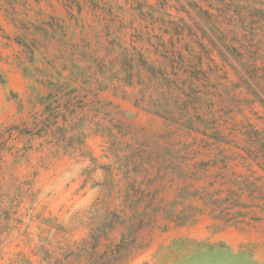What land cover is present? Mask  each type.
<instances>
[{"label":"rangeland","instance_id":"rangeland-1","mask_svg":"<svg viewBox=\"0 0 264 264\" xmlns=\"http://www.w3.org/2000/svg\"><path fill=\"white\" fill-rule=\"evenodd\" d=\"M0 264H264V0H0Z\"/></svg>","mask_w":264,"mask_h":264}]
</instances>
